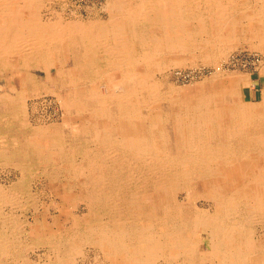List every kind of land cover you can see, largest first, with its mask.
I'll use <instances>...</instances> for the list:
<instances>
[{
  "label": "rangeland",
  "instance_id": "1",
  "mask_svg": "<svg viewBox=\"0 0 264 264\" xmlns=\"http://www.w3.org/2000/svg\"><path fill=\"white\" fill-rule=\"evenodd\" d=\"M0 2V38L10 46L0 56V264L264 261V206L249 214L253 202L247 197L264 193V120L221 115L204 127L196 112L206 102L210 110L225 111L237 100L262 110L264 27L245 16L259 8L264 13V0H189V13L176 19L165 14L161 22L154 13L127 15L121 43L128 52L137 43L123 54L122 66L120 57L102 59L93 46L99 39L113 43L104 28L120 0ZM125 2L134 12L151 10L156 1ZM216 4L228 8L226 15L218 17ZM32 24L44 28L31 32ZM129 32L138 36L130 44ZM158 33L156 44L150 36ZM234 122L242 124L227 137ZM230 163L232 188L242 191L220 201L224 211L217 212V226L243 219L239 231L242 238L250 236V246H243L242 257H216L209 252L208 233L181 213L215 216L219 199L212 194L227 181L216 173L229 176ZM184 236L191 248L179 247ZM159 239L161 250L154 248Z\"/></svg>",
  "mask_w": 264,
  "mask_h": 264
},
{
  "label": "bare ground",
  "instance_id": "2",
  "mask_svg": "<svg viewBox=\"0 0 264 264\" xmlns=\"http://www.w3.org/2000/svg\"><path fill=\"white\" fill-rule=\"evenodd\" d=\"M7 1V0H6ZM141 1V0H140ZM156 2H152V4L153 5H151V10H149V9H147V7L146 6H142L141 8H139V9H137L136 11H134L133 12V9H130V8H132V7H127L126 9H125V6H127V3L125 2V0H120V3L119 4H114L113 6H112V20H111V22H110V25L109 26H107V28H104V30H106V31H109L108 32V35H111V37H112V39H113V43H109L108 42V44H106V42H103L101 39H99L97 42H95V43H93V46H95L96 47V49H97V51H100V53L102 54V59L105 57L106 58V56H108V57H113V56H117V58H119L120 57V59H118V66H122V62H123V60H124V58H123V54L124 53H129L130 51H131V48H135V44L134 43H137V42H132L131 44H130V41L132 40V38L133 37H138L137 36V34H134V33H131V32H129V33H127V35H128V38H127V40H129L128 42H129V44L131 45V48L129 49V52H128V49L127 48H123V46L124 45H122V43H121V40H123V37H125V35H123V32H124V29L123 28H121V25L122 24H124V22L125 21H127L128 19H130V18H127L126 16L128 15L129 17H131L130 15H132V14H136V15H139V16H143V15H145V14H147V13H154L155 14V16H156V18L157 19H159L160 20V22L161 21H164L163 19H165V18H163L164 17V15L165 14H168L169 16H171V17H174V19H176V14H185V13H189L192 9H191V7H190V2H189V0H155ZM204 1H206V0H204ZM244 1V0H243ZM5 2V1H4ZM1 3V2H0ZM3 3V2H2ZM6 3V2H5ZM17 3V2H16ZM241 3V2H240ZM4 4V3H3ZM15 4V3H14ZM196 4V3H195ZM208 4V3H207ZM237 4H239V2H237ZM242 4V3H241ZM1 5V4H0ZM18 5V4H17ZM20 5V4H19ZM209 5H210V3H209ZM213 5V4H212ZM217 5V7H215V8H217L218 9V11L216 12L217 14H219V16L218 17H220V16H224V15H226V13L228 12V8H224L223 6H220L219 4H216ZM24 6H26V5H24ZM197 6V5H196ZM195 6V7H196ZM1 7H3V6H1ZM260 7V6H259ZM258 7V8H259ZM255 9V8H254ZM17 10V9H16ZM251 10V9H250ZM10 11V10H9ZM8 11V12H9ZM18 11V10H17ZM111 11V10H110ZM208 11H210V10H208ZM252 12V11H251ZM256 12V11H255ZM37 13V12H36ZM241 13V12H240ZM239 13V14H240ZM9 14V13H8ZM12 14L14 15V17H15V13L14 12H12ZM264 13H263V10L262 9H260L259 8V10H257V12L256 13H252V15H243V16H245L247 19V21H252L254 24H255V27H264V15H263ZM183 16V15H182ZM185 16H187V15H185ZM1 17V16H0ZM36 17V16H35ZM179 17V16H178ZM18 18V17H17ZM141 18V17H140ZM143 18V17H142ZM197 18V17H196ZM199 18V17H198ZM201 18V17H200ZM203 18H204V16H203ZM1 19V18H0ZM183 19H184V17H183ZM186 19V18H185ZM218 19V18H217ZM3 20V19H2ZM16 20V19H15ZM15 20H14V22H15ZM141 20V19H140ZM237 20V19H236ZM245 20V21H246ZM137 21V20H136ZM170 21H171V19H170ZM34 22V21H33ZM138 22V21H137ZM141 22H143V19H142V21ZM12 23V22H11ZM54 23V22H53ZM116 23H120V25H118V26H116ZM205 23V22H204ZM203 23V24H204ZM208 23V22H207ZM14 24V23H13ZM23 24V23H22ZM76 24V23H75ZM99 24V23H98ZM140 24V23H139ZM170 24H172V23H170ZM177 24V23H176ZM206 24V23H205ZM2 25V24H1ZM25 25V24H24ZM24 25H21V28L20 29H22V30H24L26 27L24 26ZM72 25V24H71ZM144 25V24H143ZM237 25V24H236ZM136 25H134V27H135ZM162 26V25H161ZM203 26V25H202ZM72 27V26H71ZM74 28L76 27V26H73ZM72 27V28H73ZM95 27V26H94ZM145 27H146V25H145ZM174 27H176V26H174ZM201 27V26H200ZM42 28H44V27H41V26H36L35 24H32V25H29V29H30V31L31 32H37V31H40ZM50 28V27H49ZM51 28H53L54 30H56V28H55V23H54V25H53V27H51ZM98 28V27H97ZM3 29H5V28H3ZM67 30V29H66ZM77 30V33L79 34V35H83L82 33H83V29L82 28H79V29H75V31ZM155 30V29H154ZM166 30V29H165ZM164 30V31H165ZM8 31V30H7ZM47 31H49V30H47ZM152 31V30H151ZM199 31H202V30H199ZM204 31V30H203ZM13 32H14V30H13ZM121 32V33H120ZM22 33L23 32H20V33H18L17 35H16V37L14 38V40H13V42H15V39L16 38H19L21 35H22ZM162 33V32H161ZM195 33V32H194ZM199 34H201L200 32H198ZM205 33H206V31H205ZM5 34H7V33H5ZM11 34V33H10ZM62 34V32L61 33H59V34H55L56 36H60ZM74 34V33H73ZM100 34V33H99ZM101 34H103V33H101ZM213 34H214V32H213ZM219 34V33H218ZM8 35V34H7ZM7 35H5L6 37H7ZM40 35H44L45 36V38H46V36L47 35H45V33L44 32H42V33H40ZM52 35V34H51ZM67 35L69 36L70 34L67 32ZM157 35H160L159 33L158 34H156V35H151L150 37L152 38V42H155L156 44H157V40L159 39L158 37H156ZM162 35V34H161ZM252 35H253V33H252ZM10 36H12L13 37V35H10ZM35 37L36 35L35 34H31V33H29L28 34V37ZM75 36H77V35H75ZM96 36V35H95ZM186 36V35H185ZM193 36V35H192ZM196 36V35H195ZM212 36V35H211ZM215 36H217V35H215ZM234 36V35H233ZM11 37V38H12ZM41 37V36H40ZM71 37V36H70ZM72 37H74V35L72 36ZM197 37H198V35H197ZM209 37V36H208ZM214 37V36H213ZM11 38H9V39H11ZM94 38V37H93ZM231 38V37H230ZM237 38V37H236ZM8 39V40H9ZM50 39H54L53 38V36H51L50 37ZM96 39V38H95ZM94 39V40H95ZM107 39H109V38H107ZM121 39V40H120ZM148 39V38H147ZM186 39V38H185ZM28 40V39H27ZM141 40V39H140ZM169 41H170V39H168ZM172 40V39H171ZM209 40V39H208ZM7 40L5 39L4 40V42H2L1 41V38H0V56H6V55H4V54H6L7 53V51L8 50H10V46L8 45V44H5V42H6ZM150 41V40H149ZM159 41V40H158ZM165 41V40H164ZM174 41H176V40H174ZM185 41V40H184ZM192 41H193V39H192ZM210 41V40H209ZM212 41V40H211ZM214 41V40H213ZM8 42V41H7ZM78 42V41H77ZM183 42V41H182ZM33 43V42H32ZM73 43V42H72ZM166 43V42H165ZM140 44H142L143 45V41H141V43ZM202 44V43H201ZM24 44H22V46H23ZM79 45V44H78ZM122 45V46H121ZM165 45V44H164ZM163 45V46H164ZM181 45V44H180ZM205 45V44H204ZM3 46H5L6 47V49H4L3 51L1 50V48L3 47ZM21 46V45H20ZM70 46H72V45H70ZM69 46V47H70ZM24 47V46H23ZM36 47V46H35ZM59 47V46H58ZM127 47V46H126ZM166 47V46H165ZM200 47H202V46H200ZM209 47V46H208ZM22 48V47H21ZM55 48V47H54ZM57 48V47H56ZM72 48V47H71ZM185 48V47H184ZM203 48V47H202ZM207 48V47H206ZM28 49V48H27ZM26 49V50H27ZM51 49V48H50ZM136 49V48H135ZM135 49L133 50V52H135ZM165 49V48H164ZM15 50V49H14ZM158 50V49H157ZM167 50V49H166ZM208 50V49H207ZM22 51V50H21ZM28 51V50H27ZM54 51H56V50H54ZM71 51H72V49H71ZM182 51V50H181ZM23 52V51H22ZM37 52V51H36ZM58 52V51H57ZM82 52H84V51H82ZM132 52V51H131ZM141 52V51H140ZM144 52V51H143ZM71 53V52H70ZM99 53V52H98ZM207 53V52H206ZM210 53V52H209ZM26 54V53H25ZM58 54V53H57ZM97 54V53H96ZM54 55V54H53ZM52 54H51V56H53ZM143 56H144V54H142ZM153 55V54H152ZM210 55V54H209ZM50 56V57H51ZM126 56V55H125ZM128 56V55H127ZM133 56V55H132ZM141 56V55H140ZM46 57V56H45ZM73 57V56H72ZM79 57V56H78ZM77 57V58H78ZM89 57H90V55H89ZM136 56H134V58H135ZM5 58V57H4ZM55 58V57H54ZM95 58V57H94ZM98 58V57H97ZM207 58V57H206ZM9 59V58H8ZM15 59V61L17 60V61H20V60H18V59H16V58H14ZM38 59V58H37ZM50 59V58H49ZM92 59H93V57H92ZM123 59V60H122ZM136 59V58H135ZM208 59V58H207ZM12 60V59H11ZM45 60V59H44ZM53 60V59H52ZM127 60V59H126ZM13 61V60H12ZM134 61V60H133ZM141 61V60H140ZM139 61V62H140ZM165 61V60H164ZM37 62V61H36ZM44 62V61H43ZM58 62V61H57ZM106 62V61H105ZM135 62V61H134ZM161 62V61H160ZM9 63V62H8ZM7 63V64H8ZM81 63V62H80ZM3 64V63H2ZM32 64V63H31ZM48 64V63H47ZM85 64V63H84ZM29 65V64H28ZM37 65V64H36ZM76 65V64H75ZM87 65V64H86ZM116 65V64H115ZM10 66V65H9ZM42 66H44V65H42ZM46 66V65H45ZM95 66V65H94ZM101 66V65H100ZM2 67V66H1ZM8 67V66H7ZM28 67V66H27ZM4 68V67H3ZM78 68V67H77ZM84 68L86 69V66H84ZM89 68V67H88ZM88 68H87V70H88ZM117 68V67H116ZM28 69H30V68H28ZM56 69V68H55ZM34 70V69H33ZM32 70V71H33ZM90 70V69H89ZM158 70V69H157ZM45 73V72H44ZM55 73V72H54ZM66 74V73H65ZM125 74V73H124ZM127 74V73H126ZM136 74H138L137 72H136ZM143 74V73H142ZM17 75V74H16ZM120 76V75H119ZM138 76H140V75H138ZM144 76V75H143ZM89 77V76H88ZM133 77L135 78V76L133 75ZM137 77V76H136ZM64 78V77H63ZM81 78V77H80ZM140 78V77H139ZM17 79V78H16ZM77 79V78H76ZM128 79V78H127ZM142 79V78H141ZM53 80V79H52ZM59 80V79H58ZM64 80V79H63ZM105 80V79H104ZM160 80V79H159ZM137 81V80H136ZM137 83V82H136ZM140 84V83H139ZM16 85V84H15ZM19 86V85H18ZM27 86V85H26ZM85 86V85H84ZM125 86V85H124ZM148 86H149V84H148ZM151 86V85H150ZM156 86H157V84H156ZM27 90V89H26ZM139 90V89H138ZM153 90V89H152ZM153 92V91H152ZM150 94V93H149ZM119 95H121V94H119ZM154 95V94H153ZM231 96H233V94H231L230 95V97ZM90 98V97H89ZM223 98V97H222ZM204 99V98H203ZM137 100V99H136ZM158 100V99H157ZM208 100H210V99H208ZM232 100V99H231ZM259 105L261 104L262 105V110H257V112H255V111H252V110H250V106L252 105V104H243V102H240V100L238 101H235V99H234V101L235 102H233V104L232 105H229L228 106V108L225 110V111H220V112H215V111H213V110H210L209 109V104H208V102H206V104H205V108H204V110H201V111H196L197 112V116L201 119H199L200 120V123L199 124H204V127L211 121V120H215V118L216 117H219V116H221V115H226V116H229L230 118H233L234 120H236V119H241L242 121L243 120H245V119H257V120H264V85H263V87H262V93H261V96H260V98H259ZM135 101V100H134ZM138 101V100H137ZM212 101V100H211ZM5 102V101H4ZM137 103V102H136ZM6 104V103H5ZM122 104V103H121ZM120 104V105H121ZM125 105V104H124ZM207 105H208V107H207ZM158 106V105H157ZM122 107V106H121ZM249 108V109H248ZM254 108V107H253ZM157 109V108H156ZM257 109V108H256ZM259 109V108H258ZM255 110V109H254ZM188 111V110H187ZM188 114H189V112H188ZM195 110H194V112L192 113V114H189L190 116H192V117H194L195 115ZM148 116V115H147ZM178 116H179V114H178ZM147 120V119H146ZM149 120V119H148ZM179 120H180V118H179ZM183 120V119H182ZM2 121V120H1ZM17 122V121H16ZM153 122V121H152ZM178 123V122H177ZM241 123V122H240ZM152 124V123H151ZM242 124V123H241ZM241 124H239V122H234L232 125H231V128H229L228 130H226L225 131V133H226V135H227V137H229V136H233V135H235V132H236V130H237V127L236 126H239V125H241ZM247 124V123H246ZM264 124V123H263ZM241 128V127H240ZM239 129V128H238ZM249 129V128H248ZM27 130V129H26ZM31 131V130H30ZM250 131V130H249ZM257 131H258V129H257ZM251 132V131H250ZM258 133H259V131H258ZM261 134V133H260ZM53 138V137H52ZM50 141V140H49ZM98 141V140H97ZM205 141H207V138H206V140ZM21 142H23V141H21ZM55 142H57L56 140H55ZM208 142V141H207ZM11 143V142H10ZM14 143H15V141H14ZM64 143V142H63ZM62 143V144H63ZM30 144V143H29ZM33 144V143H32ZM38 144V143H37ZM224 144H227L226 142L224 143ZM229 144V143H228ZM10 145V144H9ZM21 145V144H20ZM54 145H56V143L54 144ZM6 146V145H5ZM14 146V145H13ZM206 146H209V144H206ZM4 147V146H3ZM10 147V146H9ZM21 147V146H20ZM49 147V146H48ZM24 148V147H23ZM34 148V147H33ZM36 148V147H35ZM7 149V148H6ZM38 148H36V150H37ZM53 149H55V148H53ZM53 149H51V150H53ZM50 149H48L47 151H49ZM161 150H162V148H161ZM219 151L220 150H222V149H218ZM13 151H14V149H13ZM17 151V150H16ZM15 151V152H16ZM26 151V150H25ZM24 151V152H25ZM41 151H42V148H41ZM251 151V150H250ZM8 152V151H7ZM12 152V151H11ZM43 152V151H42ZM53 152V151H52ZM72 152V151H71ZM163 152V151H162ZM57 153V152H56ZM69 153V152H68ZM164 153V152H163ZM220 153V152H219ZM60 154H62V153H60ZM165 154H166V152H165ZM218 154V153H217ZM14 155V154H13ZM12 155V156H13ZM30 155V154H29ZM41 155V154H40ZM63 155H65V154H63ZM28 156V155H27ZM34 156H37L36 154L34 155ZM39 156V155H38ZM43 156V155H42ZM45 156V155H44ZM47 156V155H46ZM46 156H45V158H46ZM54 156V155H53ZM58 156V155H57ZM62 156V155H61ZM66 156V155H65ZM25 157V156H24ZM29 157V156H28ZM31 157V156H30ZM40 157V156H39ZM68 157H69V155H68ZM11 158V157H10ZM26 158V157H25ZM32 158H34V157H32ZM55 158V157H54ZM57 158V157H56ZM55 158V159H56ZM65 158V157H64ZM156 158V157H155ZM13 159V158H12ZM11 159V160H12ZM36 159V158H35ZM44 159V158H43ZM49 159H50V157H49ZM62 159V158H61ZM70 159V158H69ZM26 160V159H25ZM46 160V159H45ZM66 160V159H65ZM64 160V161H65ZM73 161V160H72ZM9 162V161H8ZM51 162V161H50ZM60 162V161H59ZM153 162V161H152ZM229 162V161H228ZM172 163V162H171ZM27 164V163H26ZM228 164V163H227ZM229 165H231V166H228V168L226 169V171H228V173L230 174L229 176H225L224 177V172H222V170H219L218 171V174L216 173V175L217 176H219V178H220V180H222V177L224 178V179H227V181H225L224 182V186H223V188H225V189H220V190H218V191H216V192H214L213 194H212V197H214L215 199H219L218 200V202H216V205H215V207H213L212 208V210H213V212H214V217H212V218H210V217H206L205 215H203L201 212L199 213V214H195L194 216H191L190 215V213H189V215H188V213L187 214H184V213H181L182 215V218H185L186 219V221L188 222V224L189 225H191V226H193L196 230H199V228H201L202 229V234L203 235H207L206 233H208V235H209V244H210V254H213L214 253V256H216V255H218V256H216V257H226V252H230V256L229 257H242L241 256V254H242V249H243V246H245L246 247V249H247V245L248 246H250V244H249V237L250 236H247V235H244L243 236V238H242V234L240 233V231H239V227H240V224L244 221L243 219H238V218H236V216L235 217H232L231 218V220L228 222V225H227V223L225 224L224 222H222V224L220 225V226H217V222H218V216H217V212L218 213H222L223 211H224V209L221 207L222 206V202H220V201H222L224 198L225 199H227V200H232V196H234V195H236V194H239L238 192H241L242 190L241 189H239V188H237V187H233L232 188V184H233V179H231V178H229L230 176H231V174H232V166H233V164L232 163H230ZM254 165V164H253ZM46 166V165H45ZM210 166V165H209ZM150 167H152V165L150 166ZM149 167V168H150ZM156 167V166H155ZM58 168H60V167H58ZM16 169V168H15ZM66 169V168H65ZM184 170V169H183ZM218 170V169H217ZM224 170V169H223ZM57 171V170H56ZM156 171V170H155ZM72 173V172H71ZM74 174H72V176H73ZM64 176H67V175H64ZM127 177V176H126ZM154 177H155V175H154ZM74 178V177H73ZM131 178V177H130ZM97 180V179H96ZM127 180V179H126ZM171 180V179H170ZM46 181V180H45ZM212 181H214V180H212ZM257 181V180H256ZM261 181H262V179H261ZM210 182V181H209ZM149 183V182H148ZM227 183H230L231 185L229 186ZM236 184L235 185H239L240 183H237V181L235 182ZM214 184V183H213ZM212 184V185H213ZM65 186V185H64ZM63 186V187H64ZM62 187V186H61ZM62 187V188H63ZM19 188H20V186H19ZM65 190V189H64ZM154 194V193H153ZM159 194V193H158ZM258 195L260 196V197H262V199L260 200V199H258ZM20 196V195H19ZM154 196V195H153ZM157 196V195H156ZM16 197V196H15ZM248 198H250L251 200V202H253V203H251V205L248 207V211L250 212L249 214H251V213H254V212H256V211H258V209H262L261 208V206H264V193H256V192H253V193H250L248 196H247ZM158 198V197H157ZM156 198V199H157ZM29 199V198H28ZM27 199V200H28ZM26 200V199H25ZM169 200V199H168ZM158 201H159V198H158ZM153 203V202H152ZM250 203V202H249ZM171 204V203H170ZM180 204V203H179ZM257 204V205H256ZM191 205V204H190ZM211 205V204H210ZM196 207V206H195ZM160 208V207H159ZM2 209V208H1ZM175 209V208H174ZM9 210V209H8ZM153 210V209H152ZM156 210V209H155ZM234 210V207L233 206H230V211H233ZM236 210H238V208H236L235 209V212H236ZM3 211V210H2ZM210 212V211H209ZM212 212V213H213ZM10 213V212H9ZM154 213H156V211L154 212ZM160 213V212H159ZM5 215V214H4ZM8 217V216H7ZM11 219V218H10ZM170 219V218H169ZM229 220V219H228ZM6 221V220H5ZM76 223H78V222H76ZM122 223V222H121ZM213 223H216V227H214V226H210L211 224H213ZM248 223V222H247ZM4 224V223H3ZM89 225H91V224H89ZM156 225V224H155ZM92 226V225H91ZM81 227V226H80ZM95 227V226H94ZM93 227V228H94ZM6 228V227H5ZM142 228L144 229V230H146V229H148V228H150V226L148 227V225H143L142 226ZM23 229V228H22ZM76 229V228H75ZM80 229V228H79ZM82 229V228H81ZM87 229V228H86ZM159 229V228H158ZM91 231V230H90ZM89 232V231H88ZM119 232V231H118ZM3 233V232H2ZM115 233H116V231H115ZM122 233V232H121ZM124 233V232H123ZM213 233H216L215 235L213 234ZM4 234V233H3ZM119 234H120V232H119ZM141 234V233H140ZM184 234V233H183ZM182 234V235H183ZM125 235H127V234H125ZM142 235V234H141ZM207 235V236H208ZM60 236V235H59ZM116 236H118V234L116 235ZM162 236V235H161ZM178 236V235H177ZM61 237V236H60ZM59 238V237H58ZM167 238V237H166ZM192 238V237H191ZM245 238H247L246 239V241H242V239L244 240ZM60 240V239H59ZM168 240V239H167ZM77 241V240H76ZM172 241V240H171ZM94 242H96V241H94ZM160 239H159V241H158V245L157 246H155L154 245V248H156V247H159V248H157L158 250L161 248L160 247ZM168 242V241H167ZM74 243V242H73ZM76 243V242H75ZM117 243V242H116ZM189 236L187 237H182V239H181V241H180V243H179V247L180 248H186L187 246L188 247H190V245H189ZM47 244V243H46ZM50 246H51V243L49 244ZM138 245V244H137ZM45 246V245H44ZM143 246V245H142ZM253 246V245H252ZM165 248V247H164ZM191 248V247H190ZM203 248V247H202ZM144 249V248H143ZM161 250V249H160ZM244 251V250H243ZM244 253V252H243ZM15 254V253H14ZM244 255V254H243ZM70 256V255H69ZM216 257H215V259H216ZM147 259H149L148 257H147ZM8 260V259H7ZM10 260V259H9ZM17 260V259H16ZM56 260V259H55ZM151 260V259H150ZM226 260V259H225ZM12 261V260H11ZM10 262V261H9ZM59 262H61V261H59ZM223 261H222V258H220V259H218V262H217V264H223L222 263ZM226 262V261H225ZM133 263H135V262H133ZM139 263V262H138ZM231 263V262H230ZM255 263H257V264H264V261L263 262H260V261H256ZM60 264V263H59ZM76 264V263H75ZM225 264V263H224Z\"/></svg>",
  "mask_w": 264,
  "mask_h": 264
}]
</instances>
